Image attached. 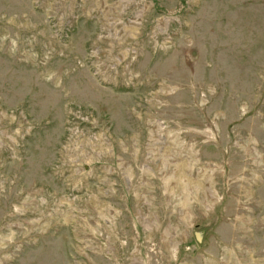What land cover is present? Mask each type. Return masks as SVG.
<instances>
[{
	"label": "rangeland",
	"instance_id": "374dc122",
	"mask_svg": "<svg viewBox=\"0 0 264 264\" xmlns=\"http://www.w3.org/2000/svg\"><path fill=\"white\" fill-rule=\"evenodd\" d=\"M263 207L264 0H0V264H264Z\"/></svg>",
	"mask_w": 264,
	"mask_h": 264
},
{
	"label": "crops",
	"instance_id": "0c3cea01",
	"mask_svg": "<svg viewBox=\"0 0 264 264\" xmlns=\"http://www.w3.org/2000/svg\"><path fill=\"white\" fill-rule=\"evenodd\" d=\"M253 194V195H252ZM252 197H260V194H259V192L258 191H254V193L252 192ZM255 194V195H254ZM257 194V195H256ZM250 195V194H249ZM250 195V196H251ZM248 196V195H247ZM263 209H264V207H263ZM262 222H264V220H262ZM238 223V222H237ZM256 221H255V217H249V219L247 220V219H245V222H244V224H249V225H256ZM262 227H263V225H262ZM262 227H261V229H259V231H262L263 229H262ZM237 230L238 231H240V229L239 228H237ZM250 231H248V232H250V234H253L252 235V238L253 239H257V234L256 233H258L259 234V232L257 231V229H256V231L255 230H252V229H249ZM202 234V236H201V239H204V236H205V232H201ZM224 235V234H223ZM226 235H224V237H225ZM216 238H218V237H216ZM196 239H198L199 240V237L197 236V238ZM219 239H220V237H219ZM235 240V239H234ZM238 242L239 241H237V239H236V241L235 242H233V244L234 245H238Z\"/></svg>",
	"mask_w": 264,
	"mask_h": 264
}]
</instances>
